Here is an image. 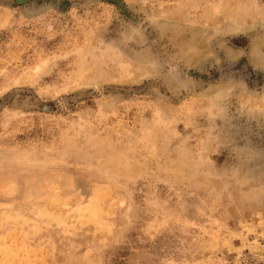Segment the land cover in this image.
<instances>
[{
	"label": "rangeland",
	"instance_id": "rangeland-1",
	"mask_svg": "<svg viewBox=\"0 0 264 264\" xmlns=\"http://www.w3.org/2000/svg\"><path fill=\"white\" fill-rule=\"evenodd\" d=\"M0 264H264V0H0Z\"/></svg>",
	"mask_w": 264,
	"mask_h": 264
}]
</instances>
